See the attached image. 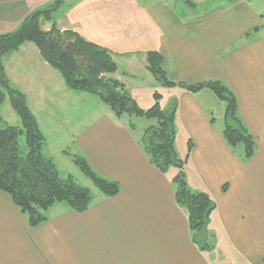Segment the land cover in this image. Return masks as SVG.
I'll use <instances>...</instances> for the list:
<instances>
[{
	"label": "crops",
	"instance_id": "0c3cea01",
	"mask_svg": "<svg viewBox=\"0 0 264 264\" xmlns=\"http://www.w3.org/2000/svg\"><path fill=\"white\" fill-rule=\"evenodd\" d=\"M54 1L0 0V34L15 31ZM138 1L62 0L53 21H40V27L74 31L104 47L117 64L110 77L124 84L137 105L144 86L146 107L153 101L149 51L162 56L169 81H217L232 93L255 141L247 161L241 146L232 149L223 139L226 104L211 91L165 88L160 99V105L177 102L175 140L186 159V183L215 203L209 238L225 244L226 252L201 251L193 243L186 213L174 199L176 170L162 174L153 167L135 130L120 118L109 113L92 122L87 113L67 131L70 142L96 175L117 183L118 193L104 197L95 189L83 213L57 203L44 222L29 227L0 191V264H264V0ZM2 63L27 104L29 95L53 102L83 94L68 90L31 43L3 55Z\"/></svg>",
	"mask_w": 264,
	"mask_h": 264
},
{
	"label": "trees",
	"instance_id": "16d2710c",
	"mask_svg": "<svg viewBox=\"0 0 264 264\" xmlns=\"http://www.w3.org/2000/svg\"><path fill=\"white\" fill-rule=\"evenodd\" d=\"M61 2L55 0L46 6L49 8L47 11L39 9L29 15L15 31L0 34V107L7 98L21 124V128L10 126L0 116V191L10 197L29 227L44 222L47 211L57 203H65L71 211L83 213L92 202L88 188L77 184L70 175L60 178L52 159L44 155L46 140L28 107L26 96L12 87L5 74L2 56L31 43L42 61L60 75L68 90L95 95L118 119L127 115L155 121L137 137V144L148 162L160 173L165 174L170 168L176 170L172 178L175 203L186 212L193 243L205 251L207 238L204 235L216 205L207 194L190 190L186 183V159L179 158L175 151L176 100L167 109H162V95L156 91L152 95V106L146 110L139 108L124 84L110 77L117 71V64L104 47L85 40L74 31L59 30L54 25L47 31L42 30L40 18L52 22L53 13ZM145 61L146 70L157 85L178 87L189 93L209 90L224 102L223 139L232 149L242 147L243 161L254 155L255 141L237 115L234 96L224 85L217 81L173 83L166 76L162 56L158 52H147ZM128 127L134 130L132 124ZM20 136L24 138V151L19 147ZM187 149L190 152L191 145ZM72 161L100 195L112 197L118 193L117 183L100 178L85 159L73 156ZM197 235L204 238H196ZM197 239H202L201 245Z\"/></svg>",
	"mask_w": 264,
	"mask_h": 264
},
{
	"label": "rangeland",
	"instance_id": "374dc122",
	"mask_svg": "<svg viewBox=\"0 0 264 264\" xmlns=\"http://www.w3.org/2000/svg\"><path fill=\"white\" fill-rule=\"evenodd\" d=\"M209 2H211V0H209ZM202 7H203L202 5H198L197 8L201 10ZM48 9L49 8L44 7L41 9V11L43 10L47 11ZM41 18L40 21H43V18L42 19ZM144 19L146 18H141V21ZM141 28L144 27L141 26ZM133 46L134 44L127 45V48L132 49L134 48ZM121 65H122L121 69H124L123 67L124 65L122 63ZM26 86L27 85H25V87ZM16 88H20V87L17 86ZM163 89L165 88L155 84L150 92L152 94L157 91L163 96L164 95L162 94ZM56 90L58 91V95H60L59 88H56ZM147 94H148V89L146 86H144V92L142 93L141 99L140 100L138 99L139 108L143 110L150 108L154 103L152 101L151 105L149 107H146L147 106L146 101L148 100ZM164 98L166 99V97ZM59 99H61V101L53 100V102H51L46 99H43V101L37 99L35 95L34 98H32V95L28 96V107L31 113L33 114V116L35 117L37 124L46 140L45 143L46 147H45V151L43 150V152L45 156L52 157V161L56 165L57 172L60 178H65L70 175L77 184L88 188L90 192H94L96 189L95 186L78 170V168L72 162V157L78 156V153L74 143L70 142L71 139L70 132L68 133L67 131L70 129V127L72 129L74 128L73 127L74 125L77 126L78 122H80L82 119H87L88 117H85L87 113L91 114L90 120L92 122L96 121L99 118L104 117L103 115L109 113L116 120L118 118H116V116L112 114L110 108L107 105L100 102V100L95 95L83 93L81 94V96H79L78 99H72V98L65 99L63 98V96H61ZM218 105L219 106L215 110L216 112L221 111L220 105L222 104H218ZM161 106L162 109H167L169 105L167 102L163 101V103L161 102ZM0 116L10 126L21 128L20 120L11 109L7 98L0 107ZM217 116L218 114H215V117ZM120 119L121 122L126 125L132 124L134 126L135 133L137 134L138 137L141 135V133H143L144 129H146L152 124H155V121L153 120H148L146 118L129 117L127 115L122 116V118ZM220 120L221 119L218 118V121ZM19 147L22 151L25 150L23 136H20L19 138ZM175 151L179 158L183 157V153H182L183 149L179 147L176 140H175ZM169 171L172 172L175 171V169L170 168ZM211 235L213 234L209 230V223H208L206 227V235H204V237L207 238V243H206L207 249L205 251L215 250L225 253L226 245L212 241L211 238H209L211 237ZM204 237L197 235L196 238H204ZM197 240L198 243L201 245L202 239H197Z\"/></svg>",
	"mask_w": 264,
	"mask_h": 264
}]
</instances>
